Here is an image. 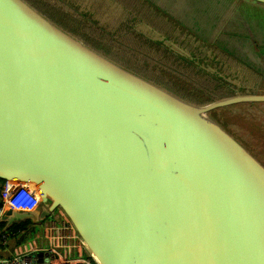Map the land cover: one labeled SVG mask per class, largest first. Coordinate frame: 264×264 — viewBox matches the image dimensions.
<instances>
[{
    "label": "water",
    "instance_id": "95a60500",
    "mask_svg": "<svg viewBox=\"0 0 264 264\" xmlns=\"http://www.w3.org/2000/svg\"><path fill=\"white\" fill-rule=\"evenodd\" d=\"M246 103L187 102L0 0V195L40 198L3 231L58 210L98 264H264V165L209 115Z\"/></svg>",
    "mask_w": 264,
    "mask_h": 264
},
{
    "label": "rangeland",
    "instance_id": "374dc122",
    "mask_svg": "<svg viewBox=\"0 0 264 264\" xmlns=\"http://www.w3.org/2000/svg\"><path fill=\"white\" fill-rule=\"evenodd\" d=\"M36 1L45 2V0ZM50 1L57 6L64 7V10H70L71 13L68 16L70 19H74V16L83 17L86 19L84 22L101 29L96 32L102 31L106 36L115 38L133 34H116L117 29L113 26L117 23V13L131 14L133 19L138 17L140 20L136 21L135 29L139 35L181 56H192V59L188 60L191 63L190 66L195 67L196 70L202 69L207 73H213L217 78L234 85L239 90L234 94L244 92L264 94V4L262 3L251 0H149L157 7L154 5V7H148L146 4L141 7V2H137L138 0L131 1L132 4L129 5H127L128 0H102L97 3L99 8L104 7L106 12L97 15L93 9V3H90L92 0H83L80 5L74 0ZM107 2L110 6L104 4ZM148 8H150V13L160 14V20L158 16L150 20ZM76 38L83 42L82 39ZM170 42L186 54L172 49ZM128 45L131 48L125 49L126 54L134 59L135 64L150 71L156 79L149 78L143 73L116 62L110 56L97 52L193 104L200 105L214 101L219 99L217 94L226 89L229 90L225 83L214 85L208 81L209 78L212 79L210 74L206 76V81H199L203 85L195 84L189 77L187 78L190 82H185V77L164 66L163 61L166 58L159 49L153 48L155 52L146 50L149 46L151 47V44L144 40L138 45L134 41ZM137 46L143 50L141 55L133 53L134 47L137 48ZM151 53H154L157 59L155 61L158 63L144 60V57L151 56ZM166 65L174 70L181 68V65L174 61H168ZM190 66L188 70H193ZM209 115L264 165V103L232 105L215 109ZM53 218L52 214L45 219L44 223ZM24 222L30 223L27 220ZM43 225H34V232L26 236L25 244L44 237ZM56 225L59 224L56 223ZM78 240H80L79 237ZM65 247L68 250L70 244H66ZM82 248L80 255L93 260L88 251L83 246ZM70 252L72 256H78V249L73 247L72 243Z\"/></svg>",
    "mask_w": 264,
    "mask_h": 264
},
{
    "label": "trees",
    "instance_id": "16d2710c",
    "mask_svg": "<svg viewBox=\"0 0 264 264\" xmlns=\"http://www.w3.org/2000/svg\"><path fill=\"white\" fill-rule=\"evenodd\" d=\"M26 1L30 5H32L37 11H39L41 14L46 16L50 21L54 22L64 30H67L68 32L72 33L76 37L82 39L84 43L92 47L94 50L104 55L110 56L112 59L116 60V62L126 67L132 68L138 71L139 73H143L145 76L149 78L156 79V77L152 75L150 71L135 64L134 59L129 57V55H127L125 52V49L129 50L131 48L128 44H132L133 41L136 45H138L143 40L150 43L151 47L149 46L146 49L149 52L154 51L153 48L159 49L161 54L164 55V57L166 58V60L163 61L164 66L168 68V70H171L179 74L180 76L185 77V82L189 83L190 82L189 78H192L195 84H202L199 81H206L207 80L206 76L210 74L212 75L210 76L212 77V79L209 78L208 81H210L214 85L225 83V85H227V87L229 88V90L226 89L224 92L217 94V97H219V99L233 96L235 95L234 93H236L237 87L226 83L227 82L226 80L217 78L216 75L213 73L210 72L207 73L202 69L196 70L195 67L190 66L191 63L188 60L192 59V56L190 57L181 56L176 52L163 48L162 46L160 47L159 46L160 44L153 42L147 37H143L142 35H139L136 29L132 27L129 29L130 32L133 33L132 35L118 36L117 38L113 36H106L102 31L96 32V30H101V29L96 28L91 23L84 22L86 19H84L83 17L80 18L79 16H74V19L73 18L70 19L68 17L71 13L70 10H64V7L59 5L57 6L55 3L51 2L50 0H45V2H38L36 0H26ZM137 2L142 3V4L140 3L141 7L143 4H146L148 7L150 6L154 7L153 4H151L147 0H138ZM129 4H132L130 0H128L127 2V5ZM128 17H130V14L128 15ZM106 34L108 35V33ZM142 51L143 50L137 46V48L134 47L133 53L136 55H141ZM144 60H150L155 63H158L157 61H155L157 59L154 56V53H151V56L147 55L146 57H144ZM168 61H174L180 64L181 68H179V70L171 69L166 65ZM188 66H190L193 70H188ZM250 104H254V103H250ZM237 105L238 106L248 105V103L237 104ZM2 182L3 181H1V183ZM29 225L30 223L21 222L19 224H14L10 226V228L7 230H4V233L7 234L8 240L5 246L0 243V252L5 251V248L8 246L9 237L12 239L18 238L16 241L17 245L25 244L26 236L20 235V232L24 231V233H26ZM1 229H3L2 223H0V230ZM0 256L2 255L0 254Z\"/></svg>",
    "mask_w": 264,
    "mask_h": 264
},
{
    "label": "built area",
    "instance_id": "2783aa9c",
    "mask_svg": "<svg viewBox=\"0 0 264 264\" xmlns=\"http://www.w3.org/2000/svg\"><path fill=\"white\" fill-rule=\"evenodd\" d=\"M0 198V216L7 208L17 212H31L40 201L33 187L17 181H3ZM57 214L61 217L59 225L52 222L45 226L43 245L29 242L13 254L0 256V264H98L93 258L71 255L72 240L78 239V235L67 218L60 211ZM0 240L4 246L8 240L2 229ZM66 244H70L68 250Z\"/></svg>",
    "mask_w": 264,
    "mask_h": 264
},
{
    "label": "flooded vegetation",
    "instance_id": "af4514ba",
    "mask_svg": "<svg viewBox=\"0 0 264 264\" xmlns=\"http://www.w3.org/2000/svg\"><path fill=\"white\" fill-rule=\"evenodd\" d=\"M74 1H75V3H77V4L80 5V3L83 0H74ZM97 1H102V0H92V1H90V3H93L92 6H93V9H94V12L97 15H101L104 12H106V10L104 9V7L99 8V5H98ZM130 1H132V0H130ZM94 2H95V4H94ZM104 4H107V6H110V3L109 2L104 3ZM111 11H112V8L110 9V12ZM147 12L149 13L148 16L151 17L150 20L155 19L156 16H158L159 17V20H160V18H161V15L160 14L159 15L158 14L156 15L154 12L153 13H150V8H148ZM117 15H118L117 23L113 27L117 29V31L115 30V32L118 35L119 34L120 35L130 34L131 32H130L129 29L131 27L135 29V25L137 23L136 21L140 20L138 17H136L135 19H133V16L131 14H130V17H128L129 14H127L125 12L123 14H122V12H119V13H117ZM236 91L239 92L238 89ZM244 93H248V92H244Z\"/></svg>",
    "mask_w": 264,
    "mask_h": 264
},
{
    "label": "crops",
    "instance_id": "0c3cea01",
    "mask_svg": "<svg viewBox=\"0 0 264 264\" xmlns=\"http://www.w3.org/2000/svg\"><path fill=\"white\" fill-rule=\"evenodd\" d=\"M54 215V218L53 219H51L50 221H47V222H45L44 223V221L41 223V224H44L43 225V228H44V232H46V229H45V226L48 224H50V223H52V222H54L55 224L57 223V224H59V222H60V220H61V217L57 214V213H54L53 214ZM50 222V223H49ZM16 224H19V223H16ZM41 224H39V225H41ZM14 225V224H13ZM12 226V225H11ZM3 227H4V225H3ZM10 228V227H9ZM8 228V229H9ZM34 229H35V226H34V224H31L30 223V225L28 226V230H27V232L26 233H24V231H21L20 232V235H22V236H27L28 234H30V233H32V232H34ZM3 230V229H2ZM17 239L18 238H16V239H12V238H10L9 237V241H8V246L5 248V251L3 252H0V254L2 255V256H8V255H10V254H13V253H15L17 250H19L21 247H23L24 245H26V244H21V245H17V243H16V241H17ZM44 237L43 238H40V240H32V241H29V242H36V244L37 245H43V241H44ZM28 242V243H29ZM72 244H73V247H75V248H77L78 249V254H82V251H83V248H82V245H81V242H80V240H78V239H76V240H72Z\"/></svg>",
    "mask_w": 264,
    "mask_h": 264
},
{
    "label": "bare ground",
    "instance_id": "6f19581e",
    "mask_svg": "<svg viewBox=\"0 0 264 264\" xmlns=\"http://www.w3.org/2000/svg\"><path fill=\"white\" fill-rule=\"evenodd\" d=\"M89 251V250H88Z\"/></svg>",
    "mask_w": 264,
    "mask_h": 264
}]
</instances>
